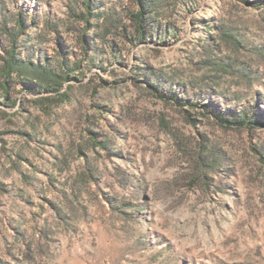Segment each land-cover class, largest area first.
<instances>
[{
  "label": "rangeland",
  "instance_id": "rangeland-1",
  "mask_svg": "<svg viewBox=\"0 0 264 264\" xmlns=\"http://www.w3.org/2000/svg\"><path fill=\"white\" fill-rule=\"evenodd\" d=\"M139 1L0 0V264H264V0Z\"/></svg>",
  "mask_w": 264,
  "mask_h": 264
},
{
  "label": "trees",
  "instance_id": "trees-1",
  "mask_svg": "<svg viewBox=\"0 0 264 264\" xmlns=\"http://www.w3.org/2000/svg\"><path fill=\"white\" fill-rule=\"evenodd\" d=\"M158 1L159 0H151L149 1V4L146 5L141 0L139 1V8L137 10L131 11V13L129 14L130 24L133 27L135 35L138 36L140 40L146 39L149 36L150 31L153 28L158 27V25H156L155 23L156 19L154 18V14L152 11L154 7L157 6ZM87 22H89V20H87ZM6 59H7V63L3 67L4 71L0 72V78L4 76L5 79L9 78L14 70L20 68L19 66L14 64L15 61L14 51L10 52V54ZM37 75H38L37 80H35L36 84H39L40 86H45V84L43 85L42 81L43 79H47L46 80L47 87L60 93H61L60 90L66 81H71L75 79V77H73L70 73L63 75L60 73H56L54 71H50V72L47 71L46 73L40 71L37 73ZM1 84H2V92H3L4 100L8 102V100L10 99L9 98L10 87L8 86L6 81H4Z\"/></svg>",
  "mask_w": 264,
  "mask_h": 264
}]
</instances>
